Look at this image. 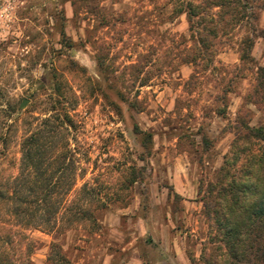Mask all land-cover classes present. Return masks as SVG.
Instances as JSON below:
<instances>
[{
	"label": "rangeland",
	"instance_id": "374dc122",
	"mask_svg": "<svg viewBox=\"0 0 264 264\" xmlns=\"http://www.w3.org/2000/svg\"><path fill=\"white\" fill-rule=\"evenodd\" d=\"M191 1L0 0V183L43 120H70L60 131L71 189L51 231L4 223L30 240L13 264H156L167 242L203 264L206 187L225 157L241 165L239 123L264 125V103L249 97L264 41L241 62V26L194 62L177 12Z\"/></svg>",
	"mask_w": 264,
	"mask_h": 264
},
{
	"label": "trees",
	"instance_id": "16d2710c",
	"mask_svg": "<svg viewBox=\"0 0 264 264\" xmlns=\"http://www.w3.org/2000/svg\"><path fill=\"white\" fill-rule=\"evenodd\" d=\"M177 12L186 15L194 62L205 60L220 37L241 26L250 29L238 45L241 62L252 61L254 38L264 41V28L256 24L264 0H195ZM249 97L253 104L264 103V64L255 71ZM65 125H70L67 116L43 120L41 129L21 143L17 176L11 183H0V208H6L0 214V264H13L12 249L30 241L4 223L15 221L23 231L53 229L62 203L57 197L72 186L62 183L69 165L68 144L60 131ZM237 130L232 164L240 160L241 165H229L225 157L201 199L209 221L199 256L203 264H264V125L241 121Z\"/></svg>",
	"mask_w": 264,
	"mask_h": 264
},
{
	"label": "crops",
	"instance_id": "0c3cea01",
	"mask_svg": "<svg viewBox=\"0 0 264 264\" xmlns=\"http://www.w3.org/2000/svg\"><path fill=\"white\" fill-rule=\"evenodd\" d=\"M195 228L193 227L191 232H194ZM173 230L174 227H170L168 232H173ZM163 246H165L166 253L163 254L164 257L160 262L159 260L156 261V264H191L189 257L186 254V248L182 243L167 242ZM196 256L198 257V252Z\"/></svg>",
	"mask_w": 264,
	"mask_h": 264
},
{
	"label": "water",
	"instance_id": "95a60500",
	"mask_svg": "<svg viewBox=\"0 0 264 264\" xmlns=\"http://www.w3.org/2000/svg\"><path fill=\"white\" fill-rule=\"evenodd\" d=\"M25 103H26V100L24 99V100L22 101V103L20 104L19 109H22V108L24 107Z\"/></svg>",
	"mask_w": 264,
	"mask_h": 264
}]
</instances>
